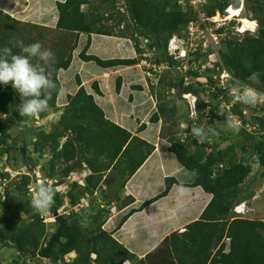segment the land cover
Returning <instances> with one entry per match:
<instances>
[{
    "label": "trees",
    "instance_id": "trees-1",
    "mask_svg": "<svg viewBox=\"0 0 264 264\" xmlns=\"http://www.w3.org/2000/svg\"><path fill=\"white\" fill-rule=\"evenodd\" d=\"M180 1L127 0L117 11L115 19L113 14L105 17L93 12L85 13L82 7L90 5V0H66L56 3L59 14L56 27L42 29L0 10V48L11 47L13 53H18L20 49L13 47V42L22 40L24 44L40 42L44 48L51 49L55 53L51 71L59 89H63L59 73L70 70L82 37H86L87 42L78 55L79 59L94 63L102 70L137 66L143 60L145 50L142 49V42L145 40L148 41L149 51L156 56L163 54L154 61V64L160 65L169 41L174 36H182L190 23L197 22L193 8L186 6V10H191H182ZM243 2L252 19L259 22L258 34L241 40H224L220 52L221 63L216 67L232 77V84L239 81L250 87L256 83L264 87V2ZM207 3L203 11L213 17L216 13L223 16L229 7L240 9L242 1L207 0ZM111 21H116V26L106 25ZM121 26L129 32L128 35L115 33V28ZM32 29L38 31L32 35ZM222 32L219 31L220 34ZM92 35L127 38L133 41L140 57L105 61L88 55ZM165 61L169 66H180L179 62L167 55ZM210 70L207 69L208 73L219 75ZM189 73L197 76V72L191 69ZM253 73H259L255 82L249 79ZM75 80L78 91L75 95H67L65 107L58 106L61 94L54 93L49 108L38 114L43 118L49 113H60L59 120L53 123L51 130L40 131L32 143V154L39 156V163L41 159L45 162L40 171L42 179L30 175L37 168L30 166L33 159L28 155L29 143L21 148L23 165L18 166H24L29 174L23 173L17 180L11 181L10 175L0 170V190L4 189L3 193L0 191V247L16 250L21 258H30L23 260L25 264L31 259L49 264H264V221L239 219L231 215L234 208L246 200H240V195L252 174L251 167L237 160L233 147L211 152L205 149L191 151L190 146L170 129L160 135L169 143L168 152L183 168L195 175L193 183L183 185L202 188L213 197L200 220L188 225L184 232H173L144 259H138L114 238L115 232L131 216L168 196L174 185L180 184L175 178L168 177L165 179V190L160 195L146 201L140 208L132 209L114 231L105 230L113 207L125 208L135 203L134 198L123 197L122 194L128 180L145 164L155 147L108 120L94 96L82 86L81 78L76 76ZM209 82L212 84L213 81L210 79ZM158 83L172 90L184 89L183 80L177 81L171 75L168 80L159 77ZM121 87L122 79L119 78L117 93H120ZM92 88L95 94L103 96L97 82L93 83ZM133 90L141 91L142 87H133ZM217 92L228 94L221 89ZM20 103L19 93L10 84L0 85V114L9 115L13 105ZM245 108L239 102L233 112L247 122ZM252 118V126L258 127L261 137L264 135V116ZM161 120L165 125L176 127L177 108L169 110L166 106H160L150 122L158 124ZM145 129L146 126L142 125L139 133ZM8 139L7 127L0 121V158L8 159L12 155ZM254 150L260 165L264 167V139L260 138ZM85 167L91 174L85 179L84 186L78 182L67 183L71 174ZM120 179L124 182L119 186ZM38 184L54 188L53 205L44 214L37 213L30 205ZM66 188L67 191L62 193L61 190ZM83 200L88 206L83 205ZM47 218L52 223H46ZM224 239H230L229 246Z\"/></svg>",
    "mask_w": 264,
    "mask_h": 264
},
{
    "label": "rangeland",
    "instance_id": "rangeland-1",
    "mask_svg": "<svg viewBox=\"0 0 264 264\" xmlns=\"http://www.w3.org/2000/svg\"><path fill=\"white\" fill-rule=\"evenodd\" d=\"M65 1L66 0H0V10L21 22L36 24L38 27H41V29L42 27L54 28L56 27L59 16L56 3ZM126 1L127 0H90V5H84L82 9L85 13L93 12L104 15L105 17L113 14L116 19L117 11L124 6ZM181 1L180 8L189 12L191 9H185L186 6L192 7L189 1L188 3L187 1L185 3ZM241 1L243 2L244 0ZM206 5H208V3ZM242 7L243 4H241L240 8ZM229 8H227L228 13L225 11L223 16L219 13H216V15L213 17L209 16L205 11H203V9H200V12L204 14L205 17L210 19L205 25L199 22L200 20L198 13L193 8L197 17V22H194L197 25V28H195L193 31H189L188 26V28L183 31L182 36H174V38L170 40L172 42L168 44V49L166 52H164L165 55L164 61H162L163 63H160V65L154 64L156 57L163 56V54L158 53L156 56L155 53L149 51L147 44L148 41L145 40L142 42V49L145 50L143 53V60L137 66L133 67V70L127 69L128 67H125V70L122 71V74L119 76H115V74L108 70H100V68H98L94 63L93 64L95 66H90L89 63L79 59L78 55L84 49V46L87 42V38L83 37L80 42V48L74 54V61L70 70L65 73H59V79L63 86L64 93L59 97L58 106L62 108L66 104L67 95L74 94V92H76L78 89L75 80L76 76H80L83 84L82 86L85 85L87 89L88 87H91L93 79L99 81V83L104 86L102 89L104 91L103 96L106 97L108 101H113L116 96H120L121 94V91L120 93L115 91V82L119 79L118 77H121L123 82L122 91H125L126 93L131 94L134 92L131 89L133 85H141V92H146V94H149L151 100H153V107L156 108L154 109V114L157 112L160 106H166L169 110H171L173 107L177 108L178 120L177 124H175L177 126L171 127L162 123L163 126H161V132H156L157 138L158 136L160 138L162 132L164 133L170 129L174 135L190 146L191 151L205 149L207 152H211V150H226L229 147L234 148L237 155V160L245 166H250L252 169V174L246 180L240 195V200H244V198L246 200L240 202L234 208L231 215L232 217L239 219L264 221V167L260 165L259 157L256 155L254 150L255 144L260 140V138L264 139V135H261L260 137L258 127L252 126V117L264 116V104H257L255 106L245 105L246 108L244 110V115L248 119L247 122L244 121L239 115H236L233 112V108L238 107L239 102L234 98L233 95L229 94V89L233 85L230 82L232 77L229 74L227 75L222 73L220 67H216L218 63H221L220 52L223 47L224 40L228 38H236L241 40L248 36H257L259 31V22L253 20L251 14L245 8L241 9L240 14L232 17L233 12L231 11L230 13ZM242 19H247L251 22L253 21L256 24V27H254V30L252 31L255 32H250L251 30L249 29V31L241 33L240 28L242 27V23L240 22H242ZM116 24V21L106 23L108 26H116ZM220 30H223L222 34L219 33ZM31 31L32 35H34L35 31L38 30L32 29ZM114 31L115 33L123 32L125 33L124 35L129 34L124 26L119 28L116 27ZM93 39H95V43ZM179 45H183L185 48L186 56H180V53L174 51ZM88 55H94L105 61L115 59L122 60V58L138 59L140 57L134 49L133 41L117 36L106 37L96 35H92L91 37V47L88 51ZM166 55L171 57L174 61L179 62L180 66H169L165 61ZM190 69L197 72V76H192L191 73H189ZM207 69H211L210 71H216L219 73V75L210 74L208 73ZM96 71L98 72L95 73ZM103 73H107V75ZM89 75L94 76V78L92 80H88L87 77ZM169 75L177 79V81L183 80L184 89L179 91L180 89L178 88L172 90L170 88H164L163 86H160V83H158L159 77L168 80ZM210 79L213 81L212 84L209 82ZM255 81L256 80H254V82ZM67 87L69 91L66 89ZM64 88L66 90H64ZM252 88H254L257 92L264 93V87L261 84L256 83V85ZM219 89L228 92L227 96L218 94L217 91ZM213 95H216V97H213ZM16 107L17 104H14L9 115L0 114V121L7 127L9 135L7 144L12 148V155L10 158H0V170L3 173H8L10 175L11 181L17 180L18 176L23 173L29 174L30 172L24 166L18 168V166L22 164V160L24 158V156L21 154V148L24 146V144L29 143L28 155H31L33 159L30 166H35L37 168L35 173H30V175L31 177H33V175H37V177L42 179L40 171L42 165L45 162L44 159H41L39 163V156L32 154V143L35 141L36 136L40 131L43 130L49 132L51 130L53 123L59 120L60 113H49L48 116L43 118L39 117L38 114L34 117H20ZM220 109L227 114H231L233 121L231 126H229L228 122L226 121V115L222 116L219 114ZM154 114H151L150 118ZM107 119L110 120L111 118L108 117ZM192 124L203 126L205 128L211 126L216 130V133L210 134L203 143H198L191 135ZM64 141L65 140H63V142ZM160 146H163V144ZM163 154H168L166 158L164 157L165 159L163 158L164 165L157 162L154 166H151L149 178L152 177V180L150 182H148L149 180H146L147 183H149L152 187L151 190H149L150 193L146 189L148 192H145V194L143 193V195L140 197V188L134 189L136 190V193L133 189H131V192L135 196L139 197L140 199L143 196L145 198H143L144 201L142 199L139 201L140 204L138 205V208H140L143 203L160 195L165 190L166 178L173 177L178 182L179 180H185L186 182L184 181V183L193 182L195 179V175L183 168L179 162H177L173 154L169 153L166 149H164ZM79 172V174H72L68 178L67 183L76 181L83 184L82 181H84L83 179L86 177V172H83L82 169ZM180 172H183L184 174L181 175ZM136 178L137 181H144V176L142 174H139ZM1 182L2 181L0 180V183ZM123 182L124 181L120 179L118 185H122ZM3 184L5 185L6 183L3 181ZM196 189L197 188H194L193 190ZM0 191L3 193L4 189L2 188ZM66 191L67 188L61 190L62 193H65ZM197 191H199L202 195L206 194L202 188H199ZM175 192L172 191L173 196L176 194ZM122 195L125 197V189ZM252 196L254 197L249 198ZM166 198H168V196L160 199L157 202L164 201ZM212 198V195H210V202ZM192 200L195 201V198L190 196L188 202H185V206H193L194 204L191 202ZM82 203L83 205L88 206L86 202ZM208 205L205 207V209L208 207ZM205 209L202 211V213L200 212L201 214L199 213L200 215L198 214L199 219L193 221L192 223L200 220ZM179 210L182 212L181 209ZM1 212L0 205V215ZM127 214H125V216ZM123 217H118L116 223L112 226L115 225L114 227L116 228ZM45 222L52 223V220L47 218ZM104 228L107 231L110 230L109 226L108 228L107 226H104ZM180 229L181 228L179 227L176 228V230L181 232L183 228L182 230ZM140 241L141 239H137L129 244L133 248L132 251L135 252L137 249L140 250L141 247L144 249L147 248L142 246L144 242ZM224 241L229 246L230 239H224ZM137 252L139 251H136L135 255L139 257L142 253L138 254ZM26 259L30 260V258H21L20 253H17L16 250L0 247V264H25L26 262L23 260L26 261ZM132 263L133 262H131V264ZM27 264L49 263L46 261L38 262L35 259H31V261H27ZM126 264H128V262Z\"/></svg>",
    "mask_w": 264,
    "mask_h": 264
},
{
    "label": "crops",
    "instance_id": "crops-1",
    "mask_svg": "<svg viewBox=\"0 0 264 264\" xmlns=\"http://www.w3.org/2000/svg\"><path fill=\"white\" fill-rule=\"evenodd\" d=\"M83 38V37H82ZM94 43H95V39ZM100 43V42H99ZM94 46V44H93ZM94 48V47H93ZM120 58V57H117ZM127 60H133L132 58H122ZM90 66H95L93 63H89ZM135 67V66H133ZM133 67H128L127 69H132ZM91 68V67H90ZM97 68V67H96ZM93 70V69H91ZM102 70V69H100ZM125 70V67H119L115 69L108 70L115 74V76H119L122 74V71ZM94 71V70H93ZM106 71V72H108ZM96 71L95 73H97ZM101 72V71H100ZM65 73V72H64ZM106 74L107 73H103ZM105 75V76H106ZM89 75L87 78L88 80H92L94 76ZM80 77V76H79ZM121 78V77H118ZM117 78V79H118ZM82 82V80H81ZM97 82L99 85V89L101 90L102 94L104 91L102 90L104 86L99 83V81L93 79L92 81ZM117 82V80H116ZM115 82V85H116ZM92 83V85H93ZM83 85V84H82ZM91 87H85L88 94H92L94 96V99L98 106L104 111L106 118L110 117V121L115 123L116 125L120 126L121 128L127 130L128 132L132 133L133 135H138L139 138L146 141L147 143L153 145L155 147V151L153 154L149 157V159L145 162V164L140 168V170L131 178L128 180L125 186V197L131 196L134 198L135 203L127 206V207H120L116 208L113 207L111 209V214L107 220V223L105 224V227L109 226L110 230L108 231H114L116 228L112 226L116 223V220L118 217H123L125 214H127L132 209H137L138 205L140 204V200L144 198V196L140 199L139 197L135 196L131 189H139L140 197L145 194V192H148L151 190V186L149 183H147L146 180H149L150 182L152 180V177L149 178V175L151 173V166H154L155 163L163 164V158L167 157L168 154H163L164 149L168 151L169 143L166 140H163L161 137L157 138L156 132H161V126H163V121L161 120L158 124H152L150 123V116L151 114H154V108L153 107V100H151L149 94H146V92L136 91L133 90V87H142L141 85H133L132 91L133 93L129 94L125 91H122L123 88V82L121 87V94L120 96H116L114 100L108 101L106 97L104 96H98L94 93L93 88ZM102 86V88H101ZM68 89V87L66 88ZM64 88V90H66ZM148 89V88H147ZM69 91V89H68ZM78 89L74 94L69 95H75L77 93ZM116 91V90H115ZM64 91L62 92V94ZM104 95V94H103ZM67 104V101H66ZM66 104L63 106L65 107ZM108 116V117H107ZM141 125H145L146 129L144 132L139 133V129ZM163 142V143H162ZM163 146H160L162 145ZM170 155V154H169ZM164 158V159H165ZM83 172H86L85 179L91 174L90 171L87 168H83ZM142 172V173H141ZM80 172H77L79 174ZM76 174V173H73ZM139 174H142L144 176V181H137V176ZM164 174V173H163ZM180 174H184L183 172H180ZM72 175V174H71ZM84 181L82 183H78L81 186H84ZM192 180V179H191ZM190 180V181H191ZM185 181V180H184ZM184 181L179 180L180 184H191L193 182L184 183ZM76 182V181H71ZM186 182V181H185ZM147 184V185H145ZM146 189L148 191H146ZM189 192L185 197H180L178 195L177 188L173 187L170 194L168 195V198L164 199V201L157 202L147 208H145L142 212L134 214L129 218L127 222L114 234V238L120 243H124L122 245L127 248L131 253H134L136 251L140 256L138 259H144L149 253L153 252L169 235H171L173 232H180L176 230L177 227L181 228L180 230L185 229L186 226L191 224L193 221H196L199 219V215L202 213V211L205 209V207L208 205L210 195L205 194L202 195L199 191L193 190L194 188H188ZM136 190H134L135 192ZM172 191L176 194L175 199L172 194ZM198 192V193H197ZM136 193V192H135ZM150 193V191H149ZM200 193V194H199ZM99 193L97 192V195ZM123 196V195H122ZM195 198V201L192 200L193 206H185V202H188L189 197ZM124 197V196H123ZM180 197V198H179ZM145 199V198H144ZM121 201V199H120ZM144 201V200H143ZM82 202H86L83 200ZM87 203V202H86ZM164 203V204H163ZM181 209L182 212L179 210ZM175 211V212H174ZM201 212V213H200ZM200 213V214H199ZM191 214V215H190ZM199 214V215H198ZM176 216V217H175ZM119 225V224H118ZM112 227V228H111ZM144 230V231H142ZM173 232H171V231ZM183 230L181 232H183ZM152 231V232H151ZM171 232V233H170ZM141 239L140 242H144L142 246H145L147 248L141 247L140 250L137 249L134 251L133 248L129 245L132 241ZM151 245V246H150ZM147 249V251H146ZM146 251V252H145ZM143 257V258H142ZM131 264V263H128ZM134 264V263H132Z\"/></svg>",
    "mask_w": 264,
    "mask_h": 264
},
{
    "label": "clouds",
    "instance_id": "clouds-1",
    "mask_svg": "<svg viewBox=\"0 0 264 264\" xmlns=\"http://www.w3.org/2000/svg\"><path fill=\"white\" fill-rule=\"evenodd\" d=\"M243 9H244V2ZM229 8L232 10H241ZM226 13L228 11L226 10ZM174 38V37H173ZM170 41L169 43H171ZM170 46V45H169ZM13 47H18L20 51L13 53L11 47L0 48V85L8 86L16 90L21 98V103L16 107L20 115L34 117L49 108V102L53 94H62L63 89H59L53 79L51 67L55 61V53L48 48H44L40 42L24 44L22 40L14 41ZM184 49V50H182ZM180 56H186L183 45H179L174 50ZM223 73L227 74L226 71ZM259 73H253L249 79H258ZM232 79V78H231ZM229 94L243 105L255 106L264 104V93L257 92L247 84L234 81L229 89ZM219 114L226 115L229 126L232 125L231 114H227L221 109ZM216 130L211 126L191 125V135L198 143H203L210 134H215ZM180 197H185L189 189L183 184L174 185ZM54 202V188L47 184H38L35 195L30 201L31 207L40 214L46 213Z\"/></svg>",
    "mask_w": 264,
    "mask_h": 264
},
{
    "label": "built area",
    "instance_id": "built-area-1",
    "mask_svg": "<svg viewBox=\"0 0 264 264\" xmlns=\"http://www.w3.org/2000/svg\"><path fill=\"white\" fill-rule=\"evenodd\" d=\"M186 1H189L190 5L196 10V12L198 13L199 16V22L203 25H205L210 19H208V17H205L204 14H202L200 12V9H203L206 4L207 1L206 0H182L183 3H185ZM206 18V19H205ZM195 23H190L189 25V31H193L195 28H197V25L195 26ZM179 58V57H178Z\"/></svg>",
    "mask_w": 264,
    "mask_h": 264
},
{
    "label": "bare ground",
    "instance_id": "bare-ground-1",
    "mask_svg": "<svg viewBox=\"0 0 264 264\" xmlns=\"http://www.w3.org/2000/svg\"><path fill=\"white\" fill-rule=\"evenodd\" d=\"M240 13L241 12H235V13L233 12L232 17H235ZM240 23H242V27L240 28L241 33H245L247 31H249V29L251 30L250 32H255V31H252V30H254L253 28L256 27V24L253 21L251 22L247 19H242V22H240Z\"/></svg>",
    "mask_w": 264,
    "mask_h": 264
}]
</instances>
